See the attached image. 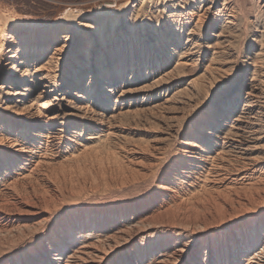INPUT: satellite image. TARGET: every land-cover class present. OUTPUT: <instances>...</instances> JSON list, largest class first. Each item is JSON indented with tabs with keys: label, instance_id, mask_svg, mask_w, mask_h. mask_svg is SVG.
Instances as JSON below:
<instances>
[{
	"label": "bare ground",
	"instance_id": "1",
	"mask_svg": "<svg viewBox=\"0 0 264 264\" xmlns=\"http://www.w3.org/2000/svg\"><path fill=\"white\" fill-rule=\"evenodd\" d=\"M196 1L198 7L185 9ZM176 6L163 3L160 8L164 22L174 28L195 22L193 31L208 12L213 20L234 25V49L245 42L247 51L255 49L248 55L251 65L241 77L235 66L225 87L213 89L205 122L190 140L180 141L178 151L159 140L121 145L123 160L113 162L116 172L101 183L109 194L92 198L112 203L104 207L63 205V198L75 193L58 190L47 174L91 152L88 141L115 139L114 115L103 112L110 101L118 102L111 96L123 102L143 90L126 76H137L139 70L134 65L128 70L126 61L110 69L105 60L103 69L104 40L91 51L89 41L82 47L80 40L91 35L77 17L67 15L61 23L42 27L15 25L0 15V264H264V163L259 167L254 154L264 144V0H183L180 10ZM110 19L97 17L104 27ZM121 26L120 17L113 32L121 33ZM185 42L175 66L188 64L198 51L192 37ZM78 50L92 55L93 61H86L89 74L84 57H76ZM239 50L212 52L203 90L229 70ZM145 71V78L159 72ZM225 88L228 94L215 102ZM167 125L169 136L178 132L175 123ZM204 126L208 131L200 134ZM118 185L114 193L111 188ZM206 196H228L239 208L251 209L238 216L241 220L206 225L204 234L195 233L174 213L197 206ZM168 214L174 217L164 218Z\"/></svg>",
	"mask_w": 264,
	"mask_h": 264
},
{
	"label": "rangeland",
	"instance_id": "2",
	"mask_svg": "<svg viewBox=\"0 0 264 264\" xmlns=\"http://www.w3.org/2000/svg\"><path fill=\"white\" fill-rule=\"evenodd\" d=\"M181 1L183 0H165L163 3H177L176 8L180 10L178 6L181 5ZM163 3L157 2V0H0V15L15 25L48 27L52 24L61 23L67 15L77 17V23L87 25L90 29L89 40H80L82 47H85L89 41L91 51L103 44L102 41L104 40L103 69H105V60L110 69L115 66L118 69L119 65L126 61L128 70L133 65L136 70H139L137 76L129 77L130 72H127L126 76L127 80L136 81L135 85L139 89L142 87L143 90H139L132 96L123 97V102L119 97L111 96L113 99H110L119 100L115 103L110 101L108 103L109 110L103 112L106 117H110L111 114L114 115L110 119L115 126V139H111V141H88L92 149L86 154L87 157L85 155L83 156L84 159L82 157L77 162H66L61 172L56 170V172L47 174L48 179L53 181L58 190L75 193L64 197L63 205L74 201L79 205L88 207L112 206L109 201L103 202L92 198L96 194H109L110 190L104 188L105 186L101 183L109 174L116 172H112L113 162L123 160V152L120 151L119 147L121 145L130 147L135 144L146 146L154 143L155 140H159L163 145H168L173 153L178 151L177 149L181 145L179 144L180 141L190 140L195 127L200 122H205L206 111L214 99L211 93L213 89L221 87L226 80L234 75L235 66L240 70L241 77L244 75V67L251 65L249 56L253 54L255 49L247 51L246 42L240 49L242 52L239 49H234L236 45V32H234L236 27L234 25H227L222 20H213L215 15L208 12L202 18V22L196 25L195 29L193 28V31L191 28L195 22H190L187 26H182L180 22L178 27L174 28V26L164 22L165 13L160 12ZM194 4V6L185 5V9L190 11L199 5L197 1ZM217 8L218 6L214 10ZM99 15L109 16L112 18V20L110 19L111 23L104 27L105 21L97 20ZM120 17L122 18L121 33L119 31L113 32V25ZM99 22L101 23L99 24ZM150 31L154 32L150 33ZM187 37H192L193 42L198 44V51L190 58L188 64L175 66L174 62L179 57V51H184V45L188 43L185 42ZM77 42L79 43L78 40ZM227 48L234 51L239 50L238 58L234 60L235 63L234 61L231 62L228 71L219 74L220 77L216 83L210 87L205 86L207 89L203 90L202 85L208 84L206 81L209 78L208 68L211 64L212 52H218L216 55H219L224 53ZM67 51L65 55L70 54V50ZM84 56V51L78 50L76 53V57L80 59L81 57L83 59ZM90 58L92 55L84 57V62H92L93 60ZM87 64L86 62L85 69L86 74H89L90 68ZM155 68L159 70L155 75L156 77L149 75L145 78L144 74L147 72L145 70ZM91 74L97 75V70ZM117 75L119 74L117 73ZM83 79L87 81L88 78L86 76ZM238 82L239 80L236 81V84ZM166 87H168L167 91L164 89ZM228 90L225 88L215 102L227 95ZM163 95L171 96V100L165 102L162 98ZM217 118L215 116L214 120ZM174 123L178 132L174 133V136H169L166 134L168 132L167 124ZM207 131V127L204 126L199 133L205 134ZM87 135L89 133H84L85 137ZM254 154L259 158L258 166L261 167L264 163V160L260 159L264 157V144L254 150ZM136 159L145 160L143 156H138ZM95 185L97 187H94ZM114 187L111 188L114 193L121 188L120 185ZM246 191L241 192L249 196L251 190ZM226 197H221L219 200L206 196L199 200L197 206L189 205L185 210L175 211L174 216H177L176 220H183L182 222L186 223L184 225L189 230L204 234L206 225L212 227L214 224L225 220H241L242 215L251 209V206L239 208L238 204L232 202L230 197ZM132 198L129 196V200ZM232 203H234V207ZM174 216L168 214L164 218L171 219ZM3 236L0 235V237Z\"/></svg>",
	"mask_w": 264,
	"mask_h": 264
}]
</instances>
